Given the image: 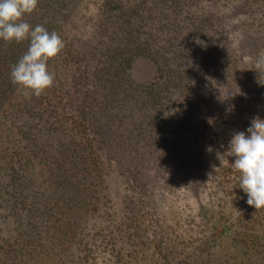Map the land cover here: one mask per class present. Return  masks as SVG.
Instances as JSON below:
<instances>
[{"label":"trees","instance_id":"obj_1","mask_svg":"<svg viewBox=\"0 0 264 264\" xmlns=\"http://www.w3.org/2000/svg\"><path fill=\"white\" fill-rule=\"evenodd\" d=\"M200 1L39 0L23 19L65 47L38 97L10 79L29 42L0 39V264H130L125 219L91 220L111 150H175L216 121L203 92L221 85L207 67L227 63L229 29ZM137 56L154 59L157 79L133 81Z\"/></svg>","mask_w":264,"mask_h":264},{"label":"rangeland","instance_id":"obj_2","mask_svg":"<svg viewBox=\"0 0 264 264\" xmlns=\"http://www.w3.org/2000/svg\"><path fill=\"white\" fill-rule=\"evenodd\" d=\"M198 4L229 29L227 63L207 67L221 85L203 92L211 109L218 108L216 121L202 135L185 132L175 150L114 147L105 197L91 220L106 225L110 218L125 219L130 264H264V208L247 203L241 175L231 166L235 157L225 154L223 165L217 158L254 117L264 119V0ZM80 29L86 36L91 26ZM130 73L137 83L159 76L148 56L134 58ZM13 225L9 221L4 230Z\"/></svg>","mask_w":264,"mask_h":264},{"label":"clouds","instance_id":"obj_3","mask_svg":"<svg viewBox=\"0 0 264 264\" xmlns=\"http://www.w3.org/2000/svg\"><path fill=\"white\" fill-rule=\"evenodd\" d=\"M38 3L39 0H0V39L29 42L10 71L12 83L26 97H38L53 86L55 75L49 71L48 61L65 47L56 31L50 32L43 25L33 27L23 19L35 11ZM225 154L235 157L231 166L241 175L239 187L247 194V203L256 209L264 208V119L254 117L246 132L232 136L227 151L217 153L221 165Z\"/></svg>","mask_w":264,"mask_h":264}]
</instances>
